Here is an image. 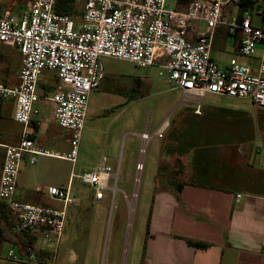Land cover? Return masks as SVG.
<instances>
[{"label":"built area","instance_id":"2783aa9c","mask_svg":"<svg viewBox=\"0 0 264 264\" xmlns=\"http://www.w3.org/2000/svg\"><path fill=\"white\" fill-rule=\"evenodd\" d=\"M240 1L246 0H189L184 10H178L167 7L166 0H84L77 23L55 11L56 0H30L22 14L0 15V43H12L21 55L17 82L13 86L0 82V99H12L13 119L27 125L37 113L38 81L44 70L52 71L57 81L47 99L53 104L55 123L70 132L65 154L38 147L27 131L15 143H0L4 148L0 200L15 231L36 229L49 244L61 239L64 210L18 200V172L24 155H30V163L38 155L76 161L89 92L105 76L103 57L140 67L157 65L160 74L165 72L182 91L181 102L194 106L195 114L201 113L206 93L248 98L264 108V0H249L244 8H239ZM228 4L238 10L226 17L223 8ZM191 21L205 26L194 41L186 38ZM220 25L237 38V52L248 57V63L231 57L223 67L212 57L213 34ZM154 135L161 137L162 132L145 131L140 136L148 142ZM114 175L103 157L98 167L77 176L93 186L94 199L101 200ZM46 192L54 200L69 201V188L48 185ZM7 255L16 258L12 250Z\"/></svg>","mask_w":264,"mask_h":264},{"label":"rangeland","instance_id":"374dc122","mask_svg":"<svg viewBox=\"0 0 264 264\" xmlns=\"http://www.w3.org/2000/svg\"><path fill=\"white\" fill-rule=\"evenodd\" d=\"M171 1H167L168 6L172 5ZM11 2L17 6L16 15H20L27 10L30 0ZM82 4L83 0H76L78 12ZM253 20L261 25L258 16ZM212 55L220 57V65L225 64L229 55L242 63L249 61L248 57L233 51L220 54L214 49ZM102 63L105 77L89 92L76 161L71 163L66 159L38 155L33 165H20V178L27 187L22 190L40 198L48 197V185L65 184L68 177L71 178L69 201H50L56 209L64 210V236L55 244L39 236V243L60 255L69 247H80L84 214H92L93 226L99 227L101 232L95 263L136 264L156 186L169 179L193 178L191 145H216L215 158H224L231 167L243 169L237 174L240 179L232 184L217 175L211 182L237 190L258 187L264 190V186L256 183L252 186L247 181L248 176H257L256 168L264 170V108H257L248 98L206 93L201 101V113L195 114L194 106L181 102L182 91L165 72L160 74L162 69L157 65L140 67L111 57H103ZM45 72L50 75H41V82L45 81L46 86L40 87L41 96L35 104L37 113L34 115L41 122L37 143L60 154L67 153L68 142L61 136L63 129L54 122L53 104L47 99L50 92L46 91L56 83V77ZM136 79L141 82L140 86L135 85ZM3 104L6 107L7 101ZM237 112L245 113L248 121L240 123ZM164 122L165 125L160 126ZM157 129L162 132L161 137L154 135L146 142L140 136L145 131L154 134ZM250 136L253 138L248 150L251 141L245 140ZM48 137H55L52 144ZM103 157L115 175L109 178V189L104 190L103 198L95 200L93 186L77 175L98 167ZM138 163L141 169L136 168ZM262 174L259 172V179ZM36 185L41 187L38 191L33 190ZM8 248L20 255L8 243L3 244L1 253L6 255Z\"/></svg>","mask_w":264,"mask_h":264},{"label":"crops","instance_id":"0c3cea01","mask_svg":"<svg viewBox=\"0 0 264 264\" xmlns=\"http://www.w3.org/2000/svg\"><path fill=\"white\" fill-rule=\"evenodd\" d=\"M11 1H0V15L4 11H9L16 16L18 13L17 6ZM167 1L166 5L168 4ZM171 2L169 4L172 5H167V7L184 10L189 0H172ZM241 2H246L245 6L250 4L249 0L240 1L239 8L245 7L241 6ZM19 4L18 6L22 5L20 2ZM237 10L236 5L228 4L223 8V15L230 16L231 13ZM81 13L79 16L71 18L78 23L80 22ZM204 27L203 22L191 21L188 25L186 38L189 41H194L198 33L204 30ZM214 49L220 54L232 51L236 53L237 38L229 34L225 26L220 25L213 34L211 55ZM212 57L219 64L218 58L220 57L213 55ZM231 57L234 56L229 55L225 60V64L221 66H226ZM20 63L21 55L18 49L12 43H0V82L8 86L15 85ZM45 71H43L42 76L44 74L50 75ZM49 72L54 75V72ZM42 76L37 86L40 94V87L46 85L44 84L45 81L41 82ZM3 101H7V106L5 107L2 103L0 143H15L21 137L22 132L27 131L36 145L43 147V145L37 143V133L41 126L40 120L32 115L27 125L16 122L13 119L14 101L12 99ZM161 125H165V122ZM61 136L65 138L69 145L70 132L63 129ZM54 140L55 137H48L49 144H52ZM3 155L4 148L0 146V172ZM55 158L64 159L61 157ZM29 159L30 155H24L21 161L23 167L31 166L36 162L35 160L34 163H30ZM256 170L258 172L256 179L247 178V181L252 186L256 183L258 186L260 184L263 187L264 174L259 179V172L264 173V170L259 171L257 168ZM20 172L21 168L17 177L16 198L23 202L56 208L50 203L53 200L51 197L40 198L31 192L22 190L27 187L24 179L20 178ZM237 178L239 177H235L234 180ZM37 186L40 185H36L34 191H36ZM56 186L69 188L71 193L70 176L65 184L60 182ZM156 188L158 189L153 192L149 209L148 228L146 224L142 250L138 258L135 259L136 264H264V190H259V187L256 188L257 190H237L234 187H226L227 189L222 190L184 184L178 193L179 197H176L174 187L168 181L161 186L157 185ZM9 215L1 214L0 211V264H22V261L25 260L23 255L14 254L15 259L7 255L8 251L11 250L10 248L7 249L6 255L1 253L4 243H8L12 248L18 250L17 245L1 236L5 233L14 234L13 219ZM84 215L85 223L81 232L80 247H69L61 255L58 254V251L54 252L53 263L96 264L94 259L98 256L97 252L100 249L101 232L98 229L99 227L95 229L93 226V215ZM39 236L42 238L39 233L35 246L49 249L39 243ZM63 236L64 234H62ZM187 239L208 243L209 245L204 248L195 247L190 245Z\"/></svg>","mask_w":264,"mask_h":264},{"label":"trees","instance_id":"16d2710c","mask_svg":"<svg viewBox=\"0 0 264 264\" xmlns=\"http://www.w3.org/2000/svg\"><path fill=\"white\" fill-rule=\"evenodd\" d=\"M178 1H183V0H178ZM75 4H76V0H56L54 9L59 13H65L71 17H76L79 16L81 12H78L76 10ZM240 4L241 6H245L246 2H241ZM140 83L141 82L138 79H136L135 85L140 86ZM54 85L55 84H53L51 89L49 88L50 90L46 92L47 93L51 92L52 89L54 88ZM45 86L46 85H43V87ZM2 103L3 100L0 99V116H1ZM236 114H238L236 117L238 118L240 123H245L246 121H248L245 113L237 112ZM252 138L253 137L250 136L248 139L245 140L249 142L251 141L248 144V148H247L248 150L250 149ZM168 146L171 147L172 145L170 144ZM185 151H187V149H185ZM190 151L192 152L190 157V162L192 166L193 178H189L188 180L185 181H178L175 179L168 180V182L172 184V186L174 187L176 197H179L178 193L181 190L182 185L184 184L196 185V186L212 188V189H222V190L227 189L224 186L211 182L212 178L215 175H217L219 179L231 183L235 179V177H237L239 171L243 170L240 168L231 167L230 165H228V161L225 160L224 158L223 159H221L220 157L219 159L215 158V156L218 154L217 153L218 147L216 145H211V144L191 145ZM248 178L255 180L256 176L250 175L248 176ZM156 189L158 188H155V190ZM0 211L1 214H9L5 203L2 201H0ZM148 214H150V210ZM148 223H149V216L147 218V228H148ZM38 235H39V231L31 228L24 231H14V234L12 233L1 234L3 238L8 239V241L17 245L19 253L23 255L25 258V260L22 261V264H55L53 263V259H54L53 250L35 246V242ZM187 242L190 245L201 248L207 247L209 245L208 243L199 242L193 239H187Z\"/></svg>","mask_w":264,"mask_h":264}]
</instances>
